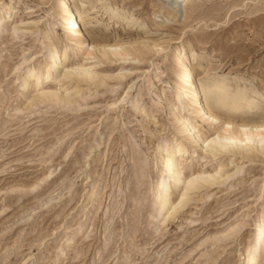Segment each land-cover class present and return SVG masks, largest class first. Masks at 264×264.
Returning a JSON list of instances; mask_svg holds the SVG:
<instances>
[{
	"label": "rangeland",
	"instance_id": "rangeland-1",
	"mask_svg": "<svg viewBox=\"0 0 264 264\" xmlns=\"http://www.w3.org/2000/svg\"><path fill=\"white\" fill-rule=\"evenodd\" d=\"M4 3L0 13L11 16L0 32V264H236L251 240L253 209L262 208L264 153L254 160L232 156L236 161L218 154L227 168L244 160L242 171L196 190L163 224L153 218L163 166L157 145L178 135L172 108L181 116L187 111L174 98L180 81L172 57L176 47H183L186 69L194 67L199 85L205 73L222 72L236 76L250 94L264 90V0ZM70 7L86 13L84 33L140 38L149 52L126 62L114 55L101 59L98 50L90 58L74 57L61 26V12ZM117 8L128 19H110ZM132 16L133 30L127 22ZM48 29L61 53V70L83 61L107 84L72 88L71 80H50L47 86L57 85L62 93L80 92L78 100L33 102V84L23 86L22 80L30 65L48 61L52 42L41 39ZM119 71L125 75L115 78ZM132 82L130 99L123 102L119 96ZM258 101L257 111L242 116L264 115V99ZM197 120L201 130L205 123ZM189 159L184 154L180 164ZM196 167H185V173ZM241 218L242 229L225 234ZM262 254L260 264L264 248Z\"/></svg>",
	"mask_w": 264,
	"mask_h": 264
},
{
	"label": "bare ground",
	"instance_id": "bare-ground-1",
	"mask_svg": "<svg viewBox=\"0 0 264 264\" xmlns=\"http://www.w3.org/2000/svg\"><path fill=\"white\" fill-rule=\"evenodd\" d=\"M4 4V0H0V9ZM177 5L175 2L174 6ZM9 9L12 12L13 6ZM120 10V8H117L109 18L112 19L117 15L118 18L125 19L129 16L128 14H120ZM1 14L0 32L4 29L3 22L11 16L10 12L9 14ZM61 16L63 20L61 26L66 34L65 44L73 43L74 50L72 53L76 58H90L94 51L98 50L101 59L109 60L114 55L118 61L126 62L128 60L131 61V59L136 60L139 56H144L149 52V48L146 47L147 44L145 45L140 38H127L128 40H126L122 37H92L84 33L82 24L87 21L85 19L86 13L79 12L73 7L64 10L63 14L61 12ZM127 22L129 23L128 28H132L131 30L135 29L137 19L134 16L130 17ZM22 25L30 24L22 22L18 24V26ZM43 33L44 35L41 36L43 42L47 40L52 42L51 47L49 48L48 46L47 56L50 59L48 58L45 64L30 65L27 68V75L22 80L23 86L28 87L27 85L30 83L33 84L30 90L32 92L31 95H33V102L51 100L53 102L71 104L77 101L80 92L75 94L76 98L72 94L59 91L57 85H63L66 79L71 80L72 88H77L82 82L88 85L90 83L107 84L106 80L98 75L99 72L96 73L83 61L65 65V68L61 70L59 68L62 63L61 53L58 52L56 43L53 41L54 38L51 37V29L44 30ZM182 50L183 47L178 46L172 54L177 66L176 76L180 78V81H175L178 88L175 91L174 98L177 102L184 103L183 107L187 111L185 110L186 114L181 116L180 110L172 108V118L178 130V135L170 142L160 141L157 145L163 166L160 169L158 181L154 186L153 203L156 208L153 218L155 221L163 222V224L166 223V220L176 217L177 213L185 207L192 193L196 190L201 187L213 188L219 183L227 182L229 178L231 179V177L242 171L244 160L236 162L232 168H227V165L220 157L217 158L218 154L226 153L229 158L239 155L242 159L254 160L258 153H264V115L254 116L250 114L242 116L244 112L257 111V102L264 99V90L250 94L242 87L243 85L241 86L238 83L239 80L236 76H224L225 74L223 75L222 72L212 76L205 73L202 78L199 77V81L203 78L207 79L200 82L199 85L197 79L194 78V67H189L190 70L186 69L187 66L184 63L187 60L182 55ZM65 53L66 49L62 52V55ZM121 72L119 71L120 75H116L115 78H121L125 75L121 74ZM55 79L57 81L56 86H47L50 80ZM133 85L134 83L132 82L119 96L123 102L130 99ZM72 88L71 91L73 90ZM131 101L133 102L132 99ZM192 118H196L195 121H192ZM197 118L205 123L201 130L197 128ZM214 126H217L219 130L210 133L208 128ZM185 139L186 141L183 143L182 140ZM186 143L192 147V151H187L189 149H186ZM186 153L189 154L190 159L185 160L184 165H181L180 159ZM195 157L196 160H193ZM214 159L218 161L212 168H209V162ZM231 160L236 161V157L231 158ZM193 163H196L197 167L190 173H185L184 168H190ZM258 197L262 200V208L261 210L253 209L250 227L251 240L240 253L236 264H260L261 256L263 255L264 181L259 185ZM243 221L244 219L241 218L236 223L229 225L225 234L238 232L243 226Z\"/></svg>",
	"mask_w": 264,
	"mask_h": 264
}]
</instances>
